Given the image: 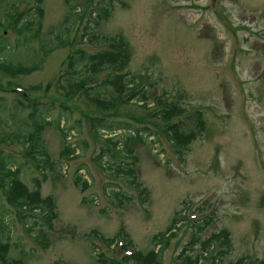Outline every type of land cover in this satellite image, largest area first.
Masks as SVG:
<instances>
[{"label":"rangeland","instance_id":"obj_1","mask_svg":"<svg viewBox=\"0 0 264 264\" xmlns=\"http://www.w3.org/2000/svg\"><path fill=\"white\" fill-rule=\"evenodd\" d=\"M98 1L106 0H90L75 15L65 0H44L40 41L19 42L16 34H7L10 47L2 51L0 59L25 66L37 63L39 68L16 76L0 73V132L24 130L26 120L32 123V108L27 102L23 105L18 101L20 110L15 117V102L21 95L14 85H40V90H29L30 95L43 100L50 96L62 99L57 80L69 54L83 46L79 37L90 8ZM35 2L31 0L21 7ZM112 2L110 15L97 30L101 35L123 37L131 57L127 70L132 76L143 75L147 105L153 107L156 98L162 97L165 103L176 101L189 111L199 109L206 128L191 142L182 161L153 124L150 108L140 106L142 101L137 98L106 110L75 94L69 103L73 107L70 119H62L61 123L65 129L77 120L81 123L79 129L71 130L67 140L56 126V106L51 117L55 122L42 132L56 167L45 170L47 179L41 187L42 195H53L57 203L58 217L49 231L50 245L44 248L39 244L35 239L38 227L29 232L25 218L0 189V220L4 226L8 224V234H12L9 259L22 258L25 264H99V252L111 253L104 250L100 240L87 234L98 229L113 237L124 229L135 248L143 252L155 248L160 262L171 264L188 244L194 230L191 216L201 207L209 214L214 210L213 224L201 234L203 238L220 229L230 233L232 247L226 262L246 255L264 260V0ZM70 14L75 16L66 22ZM72 21L73 30L67 32L64 27ZM62 28L70 42L57 45ZM1 33L5 34L3 29ZM51 45L55 48L45 53ZM86 48L97 50L100 45ZM104 76L101 74L99 80ZM96 115L115 125L114 130L102 129L101 135L92 131L88 117ZM145 126L154 135L129 142L137 157L134 165L138 178L149 189V199L142 201L127 180L100 166L96 157L102 146H109L116 158L133 161L124 156L125 138L149 132L141 130ZM103 135L120 139L122 151L105 145ZM20 141L4 145L3 150L25 162L26 172L21 179L33 188V178H41L42 174L37 163L26 158ZM68 142L79 147L78 155L61 159L60 152ZM109 158L108 154L101 163L107 165ZM77 172L89 182L85 191L74 183ZM118 189L132 195V199L119 201L114 191ZM186 212L190 220L182 219ZM176 217L177 226L168 230ZM163 232L167 235L159 236ZM95 244L102 247L100 251L93 248ZM199 250L198 244L190 254L194 257ZM200 264L211 262L203 258Z\"/></svg>","mask_w":264,"mask_h":264},{"label":"trees","instance_id":"obj_2","mask_svg":"<svg viewBox=\"0 0 264 264\" xmlns=\"http://www.w3.org/2000/svg\"><path fill=\"white\" fill-rule=\"evenodd\" d=\"M29 1L30 0H25V2L28 3ZM65 1L71 5V9L75 15L81 10L80 7L85 8L87 3L90 2V0H83V2L76 3H74L73 0ZM106 1L104 3L98 1L95 7L90 8L89 19L84 25L83 33L79 37L80 44L84 45L88 42V44L91 45H100V48L97 50H89L82 46L74 49V51L69 54L65 63L64 72L57 80V85L63 92L62 99L50 96L43 100L42 97L30 95L29 90H40V85L26 88V91L29 92V96H25V93H27L25 91L20 92L21 98H18L15 102V117L18 116L20 110L18 101L23 105L27 102L32 108L29 115V119H31L32 123L30 124L26 120L23 125L24 130L18 129L16 132L9 133L0 132V187L5 193L7 201L25 218V223L29 224L28 231L32 232L33 227L34 230L38 227L36 229L35 239L44 248L50 245L49 231L53 228V223L58 217V211L55 197L51 194L43 196L41 193L42 183L47 179L45 170L51 169L53 171L56 168L55 161L51 158L50 153L43 143L42 132L46 127L55 122L51 117L54 114L56 106L59 107V116L56 126L59 128L64 140H67L71 130L79 129L81 123L77 120L75 124L68 128L70 130L65 129L64 125L61 123L62 119H65V121H69L70 119L73 107L69 103L74 99L75 94L83 95L97 108L106 110L114 108L122 102L128 103L130 100L137 98L143 102L144 108H150L149 111L151 116L156 121L158 120L161 122L158 123L153 120V124L160 128V132H162L164 137L171 144V147L178 154V158L182 161H184V153L189 150L191 142L206 128L204 114L201 110L189 112L187 108L179 105L176 101H168L165 103L162 97L156 98L155 105H157V107L154 105L151 108L147 105L149 98L147 96V85L145 86V83H143V75L132 76L127 70L131 57L125 40L121 36L101 35L97 30L100 22L110 15V11L113 8L112 0ZM36 2V5L22 9L21 0H0V54L7 47V42H5L7 37H3L4 35H2L1 30L3 28H8V25H11L16 33L17 41H19V39L24 40L25 43L31 42V40L40 41L44 18V0H36ZM96 9H99L100 12ZM73 14L69 15L70 17L66 22L73 19L72 17L75 16ZM74 23L75 21H72L71 25L64 27L67 29V32L73 30ZM64 28H62V32L60 31L57 37V45L59 43L61 44V42H70L67 32L63 34L65 31ZM54 48L55 45H51L47 49H44L45 53L47 51H52ZM38 68L39 65L37 63L31 66H25L22 63H7L0 59V73L3 75L11 74L16 76L23 71L31 73ZM101 74H105V76L99 80ZM88 120L92 131L98 135H101L100 131L102 129L114 130L116 127L115 125L107 124L104 116H89ZM113 126L114 128H112ZM118 127L120 126H117V128ZM141 130H148V127L145 126ZM154 133L155 132L151 131L142 134L138 132L137 134L129 135L128 138H125L123 145L125 153H123L125 158H133L131 162H126V159L116 158L109 146H102L100 153L96 157V161L100 166H106L107 169H111L116 176L123 177L127 180V182L136 189L142 201H147V199H149V189L138 178L136 166L134 165L137 161V157L133 155V149L129 146V142H131L132 139L144 141L146 135L150 136L154 135ZM6 139H10L11 142H16L18 139H21L29 160L37 163L36 166L42 174V177L33 178V188L28 187L21 179V174L26 172L25 162H21L16 154L5 153V151L2 150V145L5 144ZM156 139H158V137ZM120 141V139L109 137L105 145L108 143L116 149H121ZM78 148L77 145L68 142L60 152V158L67 160L72 159L73 156L78 155ZM108 154L110 156L107 160L108 164L101 163ZM74 183L80 186L84 191L89 186L88 180L79 172L75 174ZM114 191L119 201L132 199V195L126 194L121 189ZM200 210L202 211L203 209L200 207L198 211ZM27 217L28 220L26 219ZM213 221L212 216L206 214L192 220V227L194 230L191 239L188 245L185 246L177 256L180 263L173 262L172 264H200V261L206 258V253L211 252L213 254V251L215 253L212 256L211 264H264V260L261 259L248 262L246 256L241 257L236 262H226V257L232 247L229 231L227 229H220L211 233V235L206 238H203L201 235L213 224ZM178 222L179 220L175 218L168 230L175 228ZM5 226L8 227L6 222ZM5 226L3 221L0 220V229H2V231L5 230ZM161 235H167V232H163ZM161 235L159 234V236ZM31 236L35 237L34 234H31ZM87 237L99 239L110 250V256L105 254V252H99V264H121L122 261L125 264H162L159 259L158 250L153 248L147 252H143L135 248L132 239L124 229H120L113 237H107L98 229H92L87 234ZM118 237L124 240V245L119 248V251L124 249L132 250V253L130 255H124L122 260L115 254ZM112 244H115V246L111 247ZM198 244L200 245V250L193 257L190 251H193ZM10 247L11 244L8 242V238L2 241L0 237V264H25L22 258L9 259L8 254ZM93 248L97 251L101 249L97 244L93 245Z\"/></svg>","mask_w":264,"mask_h":264},{"label":"flooded vegetation","instance_id":"obj_3","mask_svg":"<svg viewBox=\"0 0 264 264\" xmlns=\"http://www.w3.org/2000/svg\"><path fill=\"white\" fill-rule=\"evenodd\" d=\"M6 6V5H5ZM4 31V33L6 34L7 33V30H3ZM5 42H7V47H9L10 46V44H9V39L7 38L6 40H5ZM7 230V231H6ZM8 232H9V228L8 227H5V230L4 231H2V229H0V237L2 238V241H4V240H6L7 238H8V242H10L9 241V237L12 235L11 233H9L8 234ZM7 233V234H6ZM4 235H6V236H4Z\"/></svg>","mask_w":264,"mask_h":264}]
</instances>
